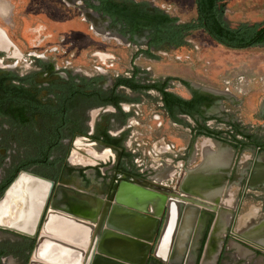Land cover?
<instances>
[{
    "label": "flooded vegetation",
    "instance_id": "flooded-vegetation-1",
    "mask_svg": "<svg viewBox=\"0 0 264 264\" xmlns=\"http://www.w3.org/2000/svg\"><path fill=\"white\" fill-rule=\"evenodd\" d=\"M228 1L218 2V18L235 28L224 17ZM1 3L0 23L12 25H0V199L19 179L0 204V219L20 224L14 221L23 201L36 193L25 178L52 187L34 235L0 228V264H29L50 215H69L92 239L112 232L106 219L121 208L117 200L138 206L141 197L153 204L146 215L158 220L145 264H264V99L252 122L241 113L242 87L257 81L230 74L219 90L154 74L141 62L171 56L185 63L188 56L171 52L188 49L197 30L227 50L264 44L238 49L209 37L193 27L194 1L190 20L154 0ZM40 17L43 23L32 21ZM81 37L104 47L79 62ZM117 50L128 52V62ZM176 133L181 146L173 143ZM221 150L227 157L218 163ZM245 152L250 158L240 159ZM167 208L177 223L161 261L154 252Z\"/></svg>",
    "mask_w": 264,
    "mask_h": 264
},
{
    "label": "rangeland",
    "instance_id": "rangeland-1",
    "mask_svg": "<svg viewBox=\"0 0 264 264\" xmlns=\"http://www.w3.org/2000/svg\"><path fill=\"white\" fill-rule=\"evenodd\" d=\"M151 1V0H146ZM157 5H162L167 8L168 12L181 19V20H190L195 16L194 9V0H154ZM60 8V7H59ZM63 12V11H62ZM65 13V11L63 12ZM66 14V13H65ZM64 17L68 16L67 14ZM69 17V16H68ZM82 16L79 15L78 21L82 23L80 20ZM225 19L230 24V26H236L241 23H260L264 21V0H229L225 4ZM16 22L18 23L21 20L17 15H15ZM82 19V18H81ZM13 20V19H12ZM32 21H36L37 23H43L40 18L33 19ZM53 21H48V25L50 29H57V25L51 23ZM5 23V24H3ZM0 23L1 26L9 27L12 25L11 21H6ZM65 23V20H64ZM75 23L77 20L70 21V23H66L68 25H63L64 30L69 28L71 25L75 27ZM84 23V22H83ZM88 26V25H87ZM89 34V33H88ZM94 37V36H93ZM87 37L82 38L79 44L81 49H85V52L81 51V57L79 62H82L85 59L84 56L87 51L92 52L99 50L98 43L89 44L88 40L85 39ZM95 38V37H94ZM100 37H96L95 40H100ZM189 48L186 50L176 51L175 53L171 52L173 56L186 55L188 56L186 62L176 61V59L170 60L161 59L160 62L157 63H149L145 60H141L143 65H150L154 74H164L170 73L175 76H179L183 79L197 82L201 85H205L207 87L222 89L223 86V77L233 75L235 80L237 75L244 76L246 79L252 80L253 78L257 81L252 84H245L242 89L245 93L242 95L243 97V106L241 108V113L243 118L252 122V118L255 114L259 113L262 101L264 99V47L259 48H251L240 51L227 50L222 48L216 44H214L210 39L200 30L194 31L190 36ZM117 54L120 56L121 62H128L129 54L127 52H119L117 50ZM164 57L163 55H160ZM148 63V64H145ZM262 80V81H261ZM234 82V81H233ZM170 134L168 128H166L165 133ZM175 144L181 146L184 144L183 141L177 139V133ZM179 137V136H178ZM167 140H173L171 137ZM181 141V142H180ZM243 156L240 159L250 158L251 155L248 152L242 154ZM246 159V160H247ZM244 160V159H243ZM256 205V204H255Z\"/></svg>",
    "mask_w": 264,
    "mask_h": 264
},
{
    "label": "water",
    "instance_id": "water-1",
    "mask_svg": "<svg viewBox=\"0 0 264 264\" xmlns=\"http://www.w3.org/2000/svg\"><path fill=\"white\" fill-rule=\"evenodd\" d=\"M25 179L32 183L36 193L33 196V199H29L27 202L25 200L23 201L24 203L21 206V211L19 212L18 218L16 220L17 223H20L21 225H7L6 221L4 220L3 222H0V228L11 229L19 233L27 234H30L29 232L32 230L34 235L40 225L41 216L47 205L52 184L49 181L34 177H27ZM17 180L4 193L0 199V204L6 199ZM140 199H143L144 202L138 206L131 204V202L117 200V203L121 206V208H118L117 210L113 209L106 219L107 229L112 232L106 231L102 236L96 234L92 239H90L89 234H87L84 246L80 242H75L77 245H79L77 246L72 242H65L56 237L43 236L40 234L37 238L32 253V259L29 264L34 263V259L37 257L36 252L43 241H48L50 246L53 248L64 249L70 251L74 255L82 253L78 264H81L82 262L83 264H145L154 240L155 231L158 226V220L155 216L149 217L146 215L148 209L151 210L153 206V204L148 203L150 200L146 197H141ZM160 209L163 210L164 206L161 205ZM168 212L169 210L167 208V215L165 217L156 250L154 252V257L159 258L161 261H163L165 258H160V256L157 254V251L160 241L162 240L163 232L167 226ZM70 214L73 213L71 212ZM56 215L64 218L65 220H69L70 222L78 224L74 219H70L69 215ZM75 216L80 218L83 217L80 215ZM102 216L103 218L106 216V211H104ZM22 222L27 224L22 225ZM46 222L47 220H45L42 225V231ZM100 223H103V219H101ZM176 223L177 219L175 218L165 249V256L168 254L167 252L171 243L172 232L175 229ZM100 227L101 224H99L98 229ZM133 229H137L140 232L143 231V234L134 233L131 231Z\"/></svg>",
    "mask_w": 264,
    "mask_h": 264
},
{
    "label": "bare ground",
    "instance_id": "bare-ground-1",
    "mask_svg": "<svg viewBox=\"0 0 264 264\" xmlns=\"http://www.w3.org/2000/svg\"><path fill=\"white\" fill-rule=\"evenodd\" d=\"M0 10L1 11L5 10V7L2 3L0 4ZM93 21H94L93 24L96 27H98V24H97L98 22L94 19ZM101 157H104V154L101 155ZM226 157H227L226 153H224L222 150L221 152L219 151L218 153L214 154V160L218 163L220 161L224 162L226 160ZM204 166L209 169L211 167V164L209 161H207L204 164ZM170 213L171 211L169 208L168 222H167L166 229L163 232L162 240L160 241V244L158 247V251H157L158 255L159 253L161 254L162 252L163 254L161 255H165V249L167 246V242H168V239L172 231L173 223L175 221V215L174 214L172 215ZM4 220L6 221V224L9 225V222L6 218L0 219V222H3ZM11 222H12V219H11ZM15 223H17V221ZM87 233H88L87 227L70 222L69 220H65L64 218H61L57 215L49 216L46 224L43 227V231H42L43 236L56 237L65 242H72L75 245H77L75 242H80L83 244V246L86 241ZM36 254H37L36 255L37 257L34 259L33 264H78L79 258L81 257L82 253H78L77 255H74L70 251L60 249V248H53L50 246L48 241H43V243L40 244Z\"/></svg>",
    "mask_w": 264,
    "mask_h": 264
},
{
    "label": "trees",
    "instance_id": "trees-1",
    "mask_svg": "<svg viewBox=\"0 0 264 264\" xmlns=\"http://www.w3.org/2000/svg\"><path fill=\"white\" fill-rule=\"evenodd\" d=\"M222 1L225 0H194L197 25L193 27L204 28L209 37L232 48L264 44V21L253 24L241 23L235 28H229L218 18L223 14L218 7V2Z\"/></svg>",
    "mask_w": 264,
    "mask_h": 264
}]
</instances>
